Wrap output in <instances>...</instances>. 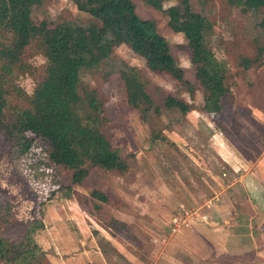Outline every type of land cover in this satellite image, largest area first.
I'll use <instances>...</instances> for the list:
<instances>
[{"label":"rangeland","instance_id":"1","mask_svg":"<svg viewBox=\"0 0 264 264\" xmlns=\"http://www.w3.org/2000/svg\"><path fill=\"white\" fill-rule=\"evenodd\" d=\"M230 1L202 0V12L213 22L209 47L217 58H227L233 66L238 53L252 54L254 29L252 22L233 10ZM133 2L137 14L154 21L168 41L177 65L185 70L188 84L151 72L126 45L115 48L106 64L82 74L83 84L96 88L105 99L106 113L112 120L106 132L129 163L126 176L93 168L81 184H72L74 167L50 162L47 153L51 147L47 153L43 151L45 144L38 142L41 138L13 163L0 133V204L7 201L13 222L34 217L43 220L44 228L37 234L44 253L40 264H205L176 249L163 256L158 239L168 230L159 226L158 217L169 216L179 204L195 208L211 203L233 205L236 201L243 203L246 210L249 208L243 187L236 191L229 188L222 194L228 178L223 175L228 171L222 163L229 157H264V67L246 73L256 88L254 92L239 83L234 85L231 67L225 83L224 111L211 116L202 110V89L195 78L186 41L167 25V12L177 5V0H161V9L143 0ZM33 9L34 20L91 18L71 0H41L40 6ZM30 62L37 68L35 75L18 82L28 94L42 78L45 60L36 55ZM125 64L141 74L147 92L160 106L159 115L146 119L141 109L126 104L128 79L117 72ZM168 95L183 100L191 109L183 114L177 108H166L163 102ZM61 154L68 161V156L62 151ZM164 181L174 199L157 189ZM95 188L123 202L117 208L123 227L113 221L116 219L111 209L116 208L91 198L90 191ZM7 230L8 226H0V234H7ZM0 264L4 263L0 260Z\"/></svg>","mask_w":264,"mask_h":264},{"label":"trees","instance_id":"2","mask_svg":"<svg viewBox=\"0 0 264 264\" xmlns=\"http://www.w3.org/2000/svg\"><path fill=\"white\" fill-rule=\"evenodd\" d=\"M71 1L90 20H34L33 8L40 6L41 0H0V133L13 163L41 138L38 142L45 144L43 151L47 153L51 147L48 160L56 165L70 163L74 167L71 182L79 185L93 168L119 177L129 172L127 159L106 132L112 120L106 113L105 99L96 88L83 84L84 72L106 64L115 48L126 45L151 72L168 75L182 84H188V80L155 22L141 18L133 0ZM143 1L162 8L161 0ZM230 2L234 11L252 22L254 29L250 40L252 54L238 53L233 66L227 58H217L209 47L213 22L203 14L202 0H177V5L167 12L168 27L182 34L190 52L195 78L202 89V110L214 117L224 111L225 83L231 67L234 85L239 83L251 92L256 88L246 73L264 67V0ZM36 55L45 60L44 74L28 94L18 82L35 75L37 68L30 59ZM122 67L117 72L128 79L126 104L141 109L146 119L159 115L160 106L147 92L141 74L132 66ZM163 105L183 114L191 109L171 95ZM90 196L116 209L123 204L97 188L90 191ZM6 202L0 204V226H8L7 234H0V260L4 264H40L44 253L37 234L44 228L43 220L34 217L13 222ZM113 221L124 226L119 220Z\"/></svg>","mask_w":264,"mask_h":264},{"label":"crops","instance_id":"3","mask_svg":"<svg viewBox=\"0 0 264 264\" xmlns=\"http://www.w3.org/2000/svg\"><path fill=\"white\" fill-rule=\"evenodd\" d=\"M222 165L228 171L223 173L228 178L222 194L229 188L236 191L235 188L243 187L248 197V210L236 201L233 205L204 204L197 207L206 218H197L183 226L186 228L172 231L171 217L184 206L179 204L169 216L158 217L159 226L168 230L158 239L163 256L176 249L177 253L182 252L200 263L205 261V264H264V157H229ZM157 187L164 196L174 199L166 181ZM111 211L116 220L123 221L117 215V209Z\"/></svg>","mask_w":264,"mask_h":264},{"label":"built area","instance_id":"4","mask_svg":"<svg viewBox=\"0 0 264 264\" xmlns=\"http://www.w3.org/2000/svg\"><path fill=\"white\" fill-rule=\"evenodd\" d=\"M197 218H206L205 215L201 216L200 207H185L180 206L178 213L171 217L170 224L172 231L178 230L183 226H186L190 221Z\"/></svg>","mask_w":264,"mask_h":264}]
</instances>
